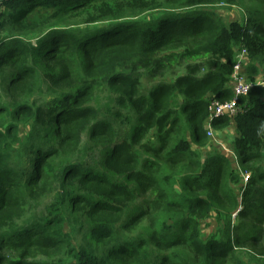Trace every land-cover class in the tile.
Returning <instances> with one entry per match:
<instances>
[{
  "label": "trees",
  "instance_id": "trees-1",
  "mask_svg": "<svg viewBox=\"0 0 264 264\" xmlns=\"http://www.w3.org/2000/svg\"><path fill=\"white\" fill-rule=\"evenodd\" d=\"M177 1L182 7L153 21H139L160 11L163 1L0 0V212L15 196L55 184L60 191L58 204L86 213L88 221L79 229L85 233L80 248L68 250L63 249L70 241L59 208L54 214L34 215L33 201H26L28 217L20 226L0 213V264H197V260L214 264L216 259L244 264L238 252L245 245L257 252V245H264V229L244 241L239 235L242 223L257 211L254 201L259 180H264L262 167H256L241 188L240 222L235 225L227 218L219 236L207 241L198 232L200 221L226 198L227 178L235 186L243 180L225 156L213 152L202 161L198 149L208 145L206 127L215 102L224 104L235 97L232 76L237 52L248 53L251 81L264 69V27L255 10L248 11L244 21L226 22L200 9L217 1L236 4L235 0ZM86 10L89 13L78 17L84 21L78 28L58 22ZM182 46L183 52H170ZM134 48L139 58L135 62L121 53ZM182 63H187L186 74L164 80ZM53 64L61 70L47 68ZM160 75L163 81L148 96L141 89L142 79ZM37 79L46 85L47 97L32 101L29 91L22 89L34 86ZM103 88L116 96V108L101 111L92 104ZM238 104L241 109L233 122L213 117L212 127L235 128L233 151L246 167L261 158L264 148V87L256 86ZM22 123L30 124L24 144ZM81 130L91 142L88 152L99 158L96 162L103 157L102 166L54 165L68 143L83 142ZM152 130L158 139L146 142ZM179 166H189L195 174L185 183L188 195L170 203L182 213L181 223L159 228V244L168 250L180 246L183 253L157 254L144 232L121 240L120 234L128 233L129 226L147 212L137 207L149 191L146 182H153L165 167ZM172 178L164 176L163 183L170 184ZM114 214L120 228L109 220ZM157 222L161 224L162 218ZM256 224L264 227V220ZM32 248L46 258L36 259ZM11 250L19 257H7ZM63 250H68V257L59 261Z\"/></svg>",
  "mask_w": 264,
  "mask_h": 264
},
{
  "label": "rangeland",
  "instance_id": "rangeland-1",
  "mask_svg": "<svg viewBox=\"0 0 264 264\" xmlns=\"http://www.w3.org/2000/svg\"><path fill=\"white\" fill-rule=\"evenodd\" d=\"M163 8L160 11H152L149 12L137 20L141 21L144 18V21H153L157 19L159 16L163 15L166 12L174 11L177 8L182 7V4H179L177 0H162ZM236 4L228 3L226 1H217L210 5L200 6V9L208 10L209 12L216 13L221 17V19L226 22L230 21H244L247 19L248 11L255 10V14L257 19L261 22L264 27V0H235ZM161 6V7H162ZM199 8V7H197ZM80 12H76V14H68L59 19L58 22H62L64 26H68L70 28H78L83 25L84 21L81 20V16L89 13L88 10L77 14ZM54 20H51L49 23H54ZM191 38V37H187ZM172 51L176 53L183 52L184 47H174L171 48ZM122 55H127L133 59L135 62L138 58L137 49L134 48L132 51L123 52ZM249 64V62H248ZM55 67V70H61L59 66H55L54 64L48 66L47 68ZM187 63H182L178 68L169 71V75L164 78V80L169 81L173 80L178 76L184 75L187 73ZM248 65L245 67L246 75L249 76L248 73ZM256 81L254 82L256 85L264 87V69H260V73L255 76ZM163 81L162 75L157 76V78L153 80H149L146 78L142 79L141 89L143 92H146L149 96L150 91L156 87L159 83ZM31 87H24L22 90H28L32 101L42 100V96L46 95V85H44L41 79H37L36 83L30 84ZM111 92L107 88H103L97 92L96 97L93 101V105L96 106L99 110L104 111L106 108H112L117 105L115 104L117 98L115 95H111ZM52 95L48 94V97ZM47 97V95H46ZM233 122V121H232ZM138 125V118L136 116V124ZM30 131V124H20V136L21 143L24 144L28 138ZM71 133V137H72ZM208 136V145L204 148L198 149L202 161L206 159V156L210 153L217 152L222 154L228 160L230 167L238 174L242 176L250 175V178L254 176L253 172L256 167H262L264 169V148L262 150V156L259 160L254 163L248 164V166L243 167L240 164V159L235 155L233 151L234 141L237 136L236 130L233 126H228L227 128L215 129L212 128V135L207 134ZM79 139L83 142L80 145H76V143L67 144L66 153L62 152L61 158L57 159L54 162V165L57 167L62 164L79 163V162H87L90 164H96L102 166L101 163L96 162L99 158L95 155H92L88 152V146L90 145V141L88 139L85 131L81 130L79 134ZM158 134L152 130L146 138V142L157 141ZM19 145L16 146L18 150ZM195 174L194 170H192L189 166H179L176 169H172L170 167H165L163 170L161 169L158 173L154 175L155 178H152L153 182H146L148 188V192L143 195L142 201L137 205L138 210L141 211L143 209H147V212L140 218V220L132 226H129L128 233H121L120 238L123 241H129L132 237H139L142 232L146 233L147 239L151 243V248L159 255H173L174 253H183L182 247L180 246H171V248L163 249L160 247V237L162 235V231L160 230L164 225L176 226L181 223V215L182 213L176 212L173 209V206L170 204L172 201H177L181 197H186L188 189L185 185L187 179L193 178ZM169 175L172 176V182L169 184H164L163 179L164 176ZM260 185L258 186L259 195L255 199L254 204H256L257 211L251 216L250 220H245L242 223V230L240 231V236L244 240L250 239L251 237L260 235L261 231H263L264 227L256 224V222H261L264 220V180H259ZM132 183V182H131ZM245 186L244 180H241L239 185H232L229 183L227 178V190H226V198L224 201L219 202L217 204L216 210L211 212L208 218L200 221V229L199 234L204 241L211 239L212 237L219 236V230L222 229L225 220L229 217L232 218V221L235 225L240 222L239 220V212L244 208L242 204V190L241 188ZM21 187V186H20ZM27 187V186H26ZM26 187H23L20 191H23ZM74 189L76 192H79L81 188L77 183H74ZM185 189V192L184 190ZM189 190V189H188ZM59 187L55 184H49L45 187H34L30 189V192H24L15 196L14 201H7L1 208L0 213H4V217H8L10 219V223H14L16 226H20L23 224L24 220L27 219L28 215V203L33 201V210H31L32 214L37 215H48L57 213V211H62L65 219V232L69 236L70 244L69 246L65 245L63 249H79L82 240L85 237V233L81 234L80 228L82 226L87 227L88 221L86 218V213L81 214V212H72L71 209L61 206L58 204L59 202ZM161 194H165V196H161ZM162 198H161V197ZM233 197L236 198V202H231ZM149 200H147V199ZM28 201V203L26 202ZM134 202V206L135 207ZM149 203V205H148ZM144 204V206H143ZM23 205V206H21ZM70 206V205H69ZM71 207V206H70ZM59 208L57 211L52 212ZM256 210V209H255ZM107 218V217H106ZM162 223H158V220H161ZM109 220L116 224L117 228H120L118 218L116 214L109 216ZM153 227V228H151ZM160 228V229H159ZM182 229L181 227H178ZM192 232V230L190 231ZM259 252H257L250 245H245L242 250L238 252L239 257L242 258L244 264H264V245H257ZM35 248L29 249V251L34 252ZM68 250H63L59 252L58 260L62 261L68 257ZM12 252H6L7 257H19V253H16L14 250ZM34 256L36 259H45L46 257L42 255L40 252H34ZM67 262V261H66ZM197 264H201L200 260L196 261ZM214 264H234L229 260L216 259Z\"/></svg>",
  "mask_w": 264,
  "mask_h": 264
},
{
  "label": "built area",
  "instance_id": "built-area-1",
  "mask_svg": "<svg viewBox=\"0 0 264 264\" xmlns=\"http://www.w3.org/2000/svg\"><path fill=\"white\" fill-rule=\"evenodd\" d=\"M2 6L0 2V12H1ZM249 58L248 53L245 49H242L241 51L237 52L236 55V64L234 67V73L232 76V88L234 90L235 97L232 101L219 104L215 102V105L213 106V116L210 118L207 124V134L212 135V121L213 117H227L231 119V121H234L235 117L240 111V106L238 104V99L241 97H248L251 91L258 85H256L254 82H252L246 75L245 67L248 65ZM243 180L245 185H247L250 175H244Z\"/></svg>",
  "mask_w": 264,
  "mask_h": 264
}]
</instances>
